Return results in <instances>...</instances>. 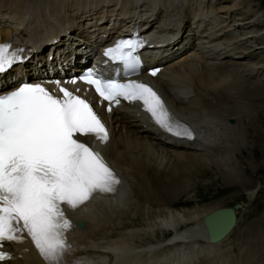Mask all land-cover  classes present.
Segmentation results:
<instances>
[{"label":"snow or ice","instance_id":"snow-or-ice-1","mask_svg":"<svg viewBox=\"0 0 264 264\" xmlns=\"http://www.w3.org/2000/svg\"><path fill=\"white\" fill-rule=\"evenodd\" d=\"M144 44L139 38L123 39L105 56L134 72L139 64L136 53ZM11 48L0 44V74L23 63V50ZM81 81L108 102L107 112L121 100L141 102L162 131L194 139L191 129L171 115L147 84L121 83L93 71L69 82ZM54 83L62 98L39 83H23L0 93V247L25 243L26 235L45 264H84L71 258L67 234L74 225L65 208L79 211L97 195H115L121 181L103 155L80 139L92 136L103 145L109 142L97 112L87 100L60 87V81ZM11 258L0 251V264Z\"/></svg>","mask_w":264,"mask_h":264},{"label":"bare ground","instance_id":"bare-ground-1","mask_svg":"<svg viewBox=\"0 0 264 264\" xmlns=\"http://www.w3.org/2000/svg\"><path fill=\"white\" fill-rule=\"evenodd\" d=\"M3 1L2 3L10 2V7H14L16 10L19 9L18 11H21L23 8L24 10L21 11V16L28 7L40 2L39 0ZM99 1L101 2V0ZM117 1L115 0L111 5L117 4ZM125 1L129 10H123V12L133 15L135 8H139L142 13L150 10L151 8L149 6L155 0H138L136 5H134V0ZM105 2L102 0L101 4ZM163 2V5L167 9H170L173 14L179 16L176 10L178 7L177 0H163ZM201 3H203L202 0L197 4L198 7H201ZM243 4V0H235L232 6L226 11H239L243 9ZM120 5L123 7V3ZM111 11H114V9ZM52 13L50 14L52 17L47 16L43 19L47 21L49 18H56L58 14ZM245 13V16L248 17L252 11L248 7ZM64 15L66 16V13ZM256 15L254 16L256 17ZM41 19L42 17H38V21ZM58 19H61V17ZM167 21H172V19L167 18ZM240 24H243L242 20H237L233 26H239L240 28ZM81 34L82 32L79 31L75 35L80 37ZM218 45L220 44L211 42L205 47L207 52L211 53L210 55L220 57L223 55V51L226 50L224 48L226 47L221 48ZM234 53H237V50ZM240 55L242 56L243 54ZM240 55L239 57H237L238 55L234 56L236 59L229 57L227 59L241 60L244 62L245 54L244 57ZM202 63L198 60L185 63L179 66V68L177 67L179 71V82L183 83L186 89L185 92L189 95V84L192 89H195L196 86L197 88L196 94L190 95L188 99L186 98L183 105H177L172 102V106H174L178 114L188 116L194 122L198 127L199 135L205 142L204 144L202 143L203 150H210H207L203 155L201 153L166 148L155 141L153 137L142 133L139 127L132 126L130 123H124L116 117H113L111 121L113 132L110 138L112 148L109 149L107 155L112 159L122 174L125 183L117 197L112 198V200L107 199L95 203H93L95 201L93 200L85 207L84 211L82 210L75 214L77 219L84 220L85 222V228L72 235L77 249L84 248L88 250L86 252H90L93 255L104 253L108 259H110V255L106 251L108 249L114 251L112 261L109 260L105 264H157L159 263L157 262L158 260L165 258L166 260L160 264H188L194 259H197L196 262L199 261V263L204 260L207 261L204 264H218L221 259V254L226 249L224 247L230 248L232 244H235L234 240H232V235L235 234L234 228L240 224L237 213L240 208L234 209L236 224L227 232V236L218 242L212 243L208 241V232L203 219L217 209L211 211L206 210V212L204 211L202 213L200 211L190 210L175 212L170 207L161 203L159 204L161 199L165 201L167 199L169 200L171 193H176V190L172 188L181 183L179 176L180 174L183 175L184 172L180 170L185 169L189 165H193L196 161L201 160L207 164L210 163L212 167H218L229 175H235L236 173L232 169V166L235 167L233 154L240 149L241 142H243L241 135L243 132L241 133L239 130V120L234 118V112L232 113L234 110H226L227 108H224L226 111H222L215 107V101L217 100L223 104L234 102L232 100L235 97L234 89H230L234 86L232 85L233 83L229 82L227 84V78L225 76L220 77L229 71V66L226 67L229 61L221 62V64H214L213 62L212 66L208 65V63ZM237 65L243 64L239 63ZM231 67L233 66L231 65ZM241 67L239 66V68ZM235 68L238 69V67ZM222 69L223 72L220 71ZM259 69L261 68L257 65L253 66L251 73L255 71V77H258L260 74ZM174 71L175 69L170 72ZM216 71H220L221 73L217 74ZM155 82L159 83L158 80H155ZM246 82L242 86V88L244 87L246 89V91L244 90L245 95H255V91L253 90L255 87H259V91L262 89L260 87L261 85L248 86ZM224 83H226V86ZM223 86H225V91L219 92V88H223ZM249 90L252 91L249 92ZM198 93H202L201 95L203 96L199 97ZM230 140H234V144ZM222 147L227 150L226 153L220 155L215 154L216 156L211 157L215 149ZM183 185L179 190L180 193L184 190ZM258 193V186L247 191L248 197H251L253 194L256 196ZM151 203L154 204L152 205ZM164 231H173L171 239H181V243L168 246L164 243L165 239H163L162 241H158L157 244L150 242L143 249H134L138 248V246H143L141 244L145 243L147 239H158L159 232ZM159 242H162V244ZM163 244L166 246H163ZM246 247L247 250L242 255L243 259L241 260V264H264V241L261 235L255 244H246ZM231 249L233 248L231 247ZM25 258L26 262L24 264H40L31 256ZM214 259H217L218 262L215 263L216 261ZM237 264H240V262Z\"/></svg>","mask_w":264,"mask_h":264},{"label":"rangeland","instance_id":"rangeland-1","mask_svg":"<svg viewBox=\"0 0 264 264\" xmlns=\"http://www.w3.org/2000/svg\"><path fill=\"white\" fill-rule=\"evenodd\" d=\"M109 1L111 2L113 0ZM210 1L208 3L209 6L220 12L219 17L226 18L228 16L227 13H229V17L231 19L228 22H231L232 26L237 20H242V23H245L244 25L240 24V28L239 26H233L234 32L231 34V36L226 37L228 44H225L229 45L230 47L233 46L229 49V51H227L228 53L232 52V50L233 52L237 50V53L243 54L242 56L239 54L241 57H244L245 54L244 62L241 60L238 61L228 59L227 61H229V64L226 67L229 66L230 70L231 68L235 69L236 73H238V70L241 69L242 72L248 71V74H250L251 68L257 65L261 68L259 69L260 74H263H259L258 77H255V80L249 79V81H244L242 84H240L238 88L239 90H236V95L234 99H232L234 100V103L232 102L231 104L227 105L226 103H221V101H215V107L217 109L222 111L225 110L224 108H227L226 110H234L232 111V113L234 112V118L239 120V130L241 133L243 132L241 134L243 137V142H241L239 147L240 149L233 154V162H235V167L232 166V169L234 172H236L235 175H229L227 172L225 173V171L218 167L214 168L210 163L207 164L201 160L196 161L193 163V165H189L185 169L180 170L184 172L183 175L180 174L179 176L181 183L173 186L172 188L176 190V193L172 192L169 200L167 199L165 201L161 199V201H158L159 204H164L165 206L173 209L175 212L190 210L200 211V213L204 211L206 212V210L211 211L213 209L225 208L240 203L243 207V210L241 209L237 211L240 224L234 228L235 234L232 235V240H234L235 244H232L230 248L224 247L226 248L224 253H226L227 257L237 260V262L235 261L232 264H237L239 262L241 264V260L243 259L242 255L247 250L246 244H255V242H257V240L260 238V235L264 241V104L257 108L251 106V104L256 101V98L264 95V48L257 47L259 45H264V0H243V9L235 12L226 11L232 6L235 0ZM0 2L4 1L1 0ZM199 2H201V0L194 1L195 5H197ZM215 3L216 6H214ZM202 4L203 3H201V5ZM7 5L10 7L11 3L8 2L6 6ZM130 6L132 5L130 4ZM248 7L251 9L252 13L246 17L245 12ZM23 10L24 9L22 8L21 11ZM21 11H18V13H22ZM254 15H256V17ZM225 21L226 19H224L223 22ZM226 30L230 29L228 28ZM215 43L219 44L217 42ZM223 54H226L225 50L223 51ZM225 60L226 59L223 61L226 62ZM213 62L210 63L213 64ZM215 63L221 64V61L214 62V64ZM236 63L243 65H239L242 66L239 68ZM231 65H233V67H231ZM235 67H238V70ZM220 73V71H217V74ZM232 73L233 71H231V74ZM233 79L235 82L236 78L234 77ZM245 82L248 86L261 85L260 87L262 89L259 91V87H255V89H253L255 91V95H245L246 89L244 87V89L242 88ZM230 89L233 90L235 88L233 86ZM250 91L252 90H249V92ZM197 92L199 91L197 90ZM198 94L199 97L203 96L201 95L202 93ZM244 98H246V100L250 98L249 103L246 100L243 101ZM206 101L208 100L206 99ZM232 144H234V140L232 141ZM226 152L227 150L223 149V147L217 148L213 151L211 157L216 156L215 154L220 155ZM182 185L184 190L182 193H180L179 190ZM255 186H258L259 193L251 201H248L250 197H248L247 191L248 189L254 188ZM151 204L153 205L154 203ZM183 229L185 228L183 227ZM159 233L158 239H147L145 243L141 245L146 246L150 242H158L159 239L162 241V238L165 237L169 232L164 231ZM139 247L142 246H138V248ZM231 247H234L233 251ZM231 253H234V257L230 255Z\"/></svg>","mask_w":264,"mask_h":264},{"label":"water","instance_id":"water-1","mask_svg":"<svg viewBox=\"0 0 264 264\" xmlns=\"http://www.w3.org/2000/svg\"><path fill=\"white\" fill-rule=\"evenodd\" d=\"M239 207H241L240 204L234 207L220 208L204 217L203 222L211 242L219 241L227 236V232L235 226L234 209Z\"/></svg>","mask_w":264,"mask_h":264}]
</instances>
